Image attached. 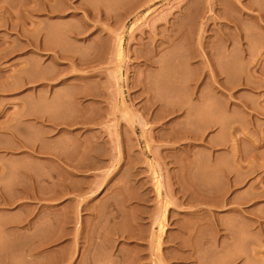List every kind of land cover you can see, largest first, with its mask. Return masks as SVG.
Instances as JSON below:
<instances>
[{"label": "rangeland", "instance_id": "obj_1", "mask_svg": "<svg viewBox=\"0 0 264 264\" xmlns=\"http://www.w3.org/2000/svg\"><path fill=\"white\" fill-rule=\"evenodd\" d=\"M207 1L0 0V264H264V0Z\"/></svg>", "mask_w": 264, "mask_h": 264}, {"label": "bare ground", "instance_id": "obj_2", "mask_svg": "<svg viewBox=\"0 0 264 264\" xmlns=\"http://www.w3.org/2000/svg\"><path fill=\"white\" fill-rule=\"evenodd\" d=\"M230 1H231V0H230ZM232 1H233V0H232ZM234 1H235V0H234ZM214 2H215V0H208V1L206 2V6L208 7V5H209V7L212 8ZM218 2H219V0L215 2V5H216V3H218ZM220 2H221V0H220ZM220 2H219V3H220ZM236 2H237V1H236ZM236 2H235V6H238ZM138 3H141V2H138ZM142 3H143L142 6H143L144 4H146V2H142ZM147 3H148V2H147ZM207 3H208V5H207ZM219 3H218V5H220ZM240 3H241V2H240ZM136 4H137V3H136ZM139 5H141V4H139ZM139 5H138V4L136 5V6H137L136 9H137V8H141ZM149 5H150V4H149ZM149 5H148V6H149ZM144 6H145V5H144ZM148 6H147V7H148ZM211 6H212V7H211ZM205 8H206V7H205ZM236 8H237V7H236ZM206 9H208V8H206ZM206 9H205V11L207 12ZM212 9H213V8H212ZM212 9H209V10L212 12V11H213ZM237 9H239V11H240V8H237ZM141 10H142V9H141ZM144 11H145V10H144ZM148 12H149V10L147 9V12H146V13H148ZM211 12H209V13H210L209 16H210V15L212 16ZM137 13H138V12H137ZM143 13H144V12H142V14H143ZM146 13H145V15H146ZM207 13H208V12H207ZM207 13H205V14H207ZM140 14H141V13H139V15H140ZM143 15H144V14H143ZM145 15H144V16H145ZM209 16H208V17H209ZM211 16H210V17H211ZM214 16H217V14H215ZM214 16H212V17H214ZM137 17H139V16H137ZM215 18H217V17H214V19H215ZM209 19H212V20L214 21L213 18H209ZM216 20H217V19H215V21H216ZM169 21H170V22L172 23V25H173V22H172L171 20H169ZM169 21L167 20V22H168L169 24L166 22V23L168 24L167 26L171 25ZM205 21H206V23H208L207 21H210V20L205 19ZM164 25H166V24H164ZM172 25H171V26H172ZM168 28H169V27H168ZM172 28H173V27H172ZM131 29H132V28H131ZM172 30L175 31V30H176L175 27H174ZM203 30H204V29H203ZM165 31H166V30H165ZM165 31L163 32V36H164V34L166 33ZM168 31H171V29H168ZM204 31H205V30H204ZM160 32H161V34H162V31H160ZM171 33H172V32H171ZM202 33H204V32L202 31ZM161 34H160V35H161ZM168 34H169V32H167V34H166L167 37H165L166 35L164 36V37H165L164 40H166V43H167V41H168L169 44H170V41H171V43H172L173 39L176 37V34H177V36L179 35V33L177 32V30L175 31V33L173 32V36H174V34H175V37L171 36V34H169V36H168ZM202 36H203V34L201 35V38H204V39H205V37H204V36L202 37ZM164 37H163V38H164ZM161 38H162V37H161ZM177 38H178V37H177ZM120 39H121V38H120ZM204 39H202V40H204ZM160 40H161V39H160ZM160 40H159V41H160ZM199 40H201V39H199ZM202 40H201V43L203 42ZM205 40H206V39H205ZM205 40H204V41H205ZM121 41H122V40H121ZM121 41H119V44H118V50H117V52H118V53H117L118 56H121V55L123 54V53H122V51H123V50H122V49H123V48H122V47H123V43H121ZM159 41H158V42H159ZM176 41H177V40L174 39L173 43H175ZM156 42H157V41H156ZM158 42L155 43V44L158 45ZM164 42H165V41H164ZM164 42L162 41V44H161V42H160L159 45H160L161 47L158 45V46L160 47V49H162V46L164 45V44H163ZM201 43H200V49H204V45H205V49H206V44H204L205 42L202 43V44H204V45H202ZM167 44H168V43H167ZM172 45H173V44H171V46H172ZM158 46H157V47H158ZM168 46H169V45H168ZM171 46H170V47H171ZM159 47H158V48L155 47V48L159 50ZM201 47H202V48H201ZM158 50H156L157 53H158ZM195 50H196V49H195ZM198 51H199V49H198ZM198 51H194V55H193V57L196 56L195 58H197V56H198ZM204 51H205V50H204ZM204 51H203V52H204ZM206 51H207V50H206ZM206 51H205L204 54H201V55H199V56L201 57L202 55H205V54L207 53ZM195 52H196V55H195ZM200 53H202L201 50H200ZM200 53H199V54H200ZM122 56H123V55H122ZM207 56H208V55H207ZM207 56H206V55L203 56V57H202L203 59L201 58V61L199 62V63H201V64H204V66H202V68L205 67V66L207 65V63H206V65H205V62H204V61L206 60V59H204V57H207ZM63 57H66V56H63ZM61 58H62V57H61ZM67 58H68V57H66V59H67ZM69 58L72 59L71 57H69ZM69 58H68V60H69ZM191 58H192V57H191ZM63 59H64V58H63ZM210 59H211V58L208 56L209 64H211L210 66H212V62L210 61ZM72 60H74V59H72ZM71 62L73 63V61H71ZM74 62H75V63H74V64H75L74 66H76L77 63H76V61H74ZM90 62H92V60H91ZM202 62H203V63H202ZM210 62H211V63H210ZM87 65H90V64L87 63ZM210 66H209V67H210ZM205 68H206V67H205ZM205 68H204V69H205ZM207 68H208V65H207ZM202 70H203V69H202ZM122 79H123V77H122ZM125 79L127 80L126 77H125ZM213 79L215 80L216 78H213ZM126 80H125V81H126ZM216 80H217V79H216ZM216 80H215V83L213 82V80H211V81H212V84H213V83H214V84H217L216 82H218V81H216ZM126 82H127V81H126ZM218 84H219V82H218ZM122 94H123V92H122ZM122 94H121V95H122ZM192 94H193V93H192ZM141 95H142V94H141ZM122 97H123V95H122ZM122 97H121V98H122ZM173 109H174V111H176L175 108H173ZM173 109H171V110H173ZM119 152H120V150H119ZM67 186H68V185H66V187H67ZM159 186H160V185H158V187H159ZM160 187H161V186H160ZM160 187H159L158 191L160 190ZM68 188H69V186H68L66 189H68ZM70 189H74V188L71 187ZM70 189H69V190H70ZM161 220H162V221H161ZM161 220H160L161 228H160V226L158 227V228H160V229H158V232H160V233L157 234V235H159V240L157 239V240H158V241H157L158 244H159V242L161 241V234H163V233H164V230H165V226H164L165 224H163V223H164V222H163V219L161 218ZM162 222H163V223H162ZM159 230H161V231H159ZM153 234L155 235L154 232H152V235H153ZM142 236H143V235H142ZM142 236H141V237H142ZM151 238H152V237H151ZM154 240H155V239H154ZM159 245H160V244H159ZM156 258H157V259H160V258H161V255H160V256L158 255V257H157V255H156Z\"/></svg>", "mask_w": 264, "mask_h": 264}]
</instances>
